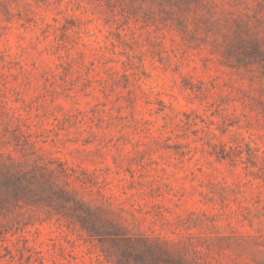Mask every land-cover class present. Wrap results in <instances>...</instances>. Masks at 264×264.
I'll use <instances>...</instances> for the list:
<instances>
[{"label":"rangeland","instance_id":"1","mask_svg":"<svg viewBox=\"0 0 264 264\" xmlns=\"http://www.w3.org/2000/svg\"><path fill=\"white\" fill-rule=\"evenodd\" d=\"M143 262L264 264V0H0V264Z\"/></svg>","mask_w":264,"mask_h":264},{"label":"trees","instance_id":"2","mask_svg":"<svg viewBox=\"0 0 264 264\" xmlns=\"http://www.w3.org/2000/svg\"><path fill=\"white\" fill-rule=\"evenodd\" d=\"M44 185H46L49 188V191L51 194H54L55 196L60 197L63 200L67 201V197L65 195H63V192L61 190L54 188L52 185H50V187H49L46 182L44 183ZM143 264H153V263L143 262Z\"/></svg>","mask_w":264,"mask_h":264}]
</instances>
